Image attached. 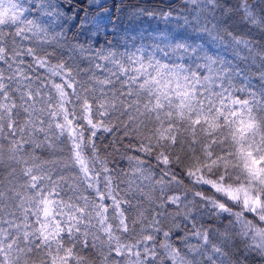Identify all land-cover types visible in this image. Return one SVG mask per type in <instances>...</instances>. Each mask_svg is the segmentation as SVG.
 I'll return each instance as SVG.
<instances>
[{
  "label": "snow or ice",
  "instance_id": "obj_1",
  "mask_svg": "<svg viewBox=\"0 0 264 264\" xmlns=\"http://www.w3.org/2000/svg\"><path fill=\"white\" fill-rule=\"evenodd\" d=\"M0 264H264V0H0Z\"/></svg>",
  "mask_w": 264,
  "mask_h": 264
},
{
  "label": "trees",
  "instance_id": "obj_2",
  "mask_svg": "<svg viewBox=\"0 0 264 264\" xmlns=\"http://www.w3.org/2000/svg\"><path fill=\"white\" fill-rule=\"evenodd\" d=\"M132 3H136L137 0H131ZM152 3H158L159 0H151ZM179 2V0H177V3Z\"/></svg>",
  "mask_w": 264,
  "mask_h": 264
}]
</instances>
